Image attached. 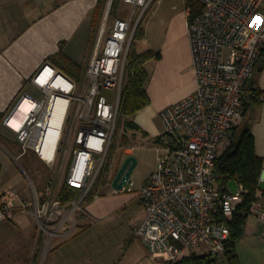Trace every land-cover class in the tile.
Segmentation results:
<instances>
[{
  "label": "built area",
  "instance_id": "1",
  "mask_svg": "<svg viewBox=\"0 0 264 264\" xmlns=\"http://www.w3.org/2000/svg\"><path fill=\"white\" fill-rule=\"evenodd\" d=\"M122 1L133 6L131 17L108 24L107 1L80 79L43 65L31 79L41 98L22 93L4 118L22 150L32 149L51 176L41 193L19 206L14 190L0 191V221L12 220L18 211L29 213L46 248L71 236L84 218L83 202L112 147L137 24L133 14L151 0ZM199 2L201 9L187 18L196 88L160 111L156 167L135 191L145 211L136 233L148 253L167 264L194 254H224L229 222L247 192L237 177L234 190L221 182L215 165L223 140L242 117L245 87L264 50V0ZM26 99L31 106L22 113ZM255 202L250 214L264 224V209Z\"/></svg>",
  "mask_w": 264,
  "mask_h": 264
},
{
  "label": "crops",
  "instance_id": "2",
  "mask_svg": "<svg viewBox=\"0 0 264 264\" xmlns=\"http://www.w3.org/2000/svg\"><path fill=\"white\" fill-rule=\"evenodd\" d=\"M189 1L180 0L175 4L166 0H151L141 26L140 38L146 45L138 52L134 51L137 54L146 50L159 53V57L153 55L142 64L148 73L145 85L148 103L128 116L132 124L129 127L135 131V138L152 143L157 157L160 147L156 138L163 131L160 111L191 94L196 88L187 30L188 13L191 12ZM103 3L104 0H0V191L14 190L17 194L15 206L45 189L50 170L32 149L22 150L16 133L5 125L4 118L22 93L35 95L36 91L41 92L31 79L43 65L57 68L77 80L84 75L93 34L102 16L100 9ZM252 86L258 93V101L255 104L248 103L247 110L235 125L250 124L255 153L262 159L255 205L264 209V65L255 73ZM249 93L248 90L247 97ZM122 136H126L123 141ZM121 137L118 150L122 154V162L127 155H137L135 146L128 145L130 135L122 133ZM123 142H127L126 145H122ZM45 170L47 176L43 173ZM231 179L235 180L229 178L227 184ZM126 190L118 193L112 189L106 190L86 203L84 222L81 224L90 225L87 231L110 223L117 210L125 207L120 195ZM144 217L143 207L139 208L135 228ZM9 221L25 234L27 244H30L29 258L31 250L36 248L34 244H38L34 218L29 213L18 211ZM68 241L54 246L45 264L119 262L111 263L108 251L105 252L106 260H99L101 252L97 249L101 244H69ZM234 250V264H264V224L256 214L247 216L243 233L236 240ZM222 256L226 257L225 254ZM126 264H135V261Z\"/></svg>",
  "mask_w": 264,
  "mask_h": 264
},
{
  "label": "rangeland",
  "instance_id": "3",
  "mask_svg": "<svg viewBox=\"0 0 264 264\" xmlns=\"http://www.w3.org/2000/svg\"><path fill=\"white\" fill-rule=\"evenodd\" d=\"M107 1L108 0H104V3L101 6V15H103V12L106 9ZM179 1L180 0H166L168 3L175 4H178ZM132 10L133 6L130 4L124 3L123 1L120 2V0H111L108 24H110L116 17L129 19L132 15ZM146 11H143L140 7H136L133 14V25L137 23L136 28L138 25L141 28L146 16ZM136 28L129 53L134 51L138 52L146 45L143 39L136 35ZM126 73L124 85L130 74L129 67H127ZM34 94L36 98H41L42 96V93L39 91H36ZM102 94L106 95L108 98L111 95L110 91L106 89L102 90ZM122 133L130 135V141L128 145L135 146V153L137 155L136 157L138 163L130 176V182L126 183L125 188L127 190L120 195V198L123 201L122 204H124L125 207L123 206L124 208L120 209L119 211L117 210L113 216V219L111 220L112 222L110 221L108 224H101V226L99 225L98 227L87 231L90 225L81 224V222H84L82 219L71 236L64 240L58 241L55 244H52L49 248H46L45 244L38 242L37 231L38 244H34L36 248L31 250V254L29 258H27L30 244H27L25 234L23 231H21V228L19 229L16 224L9 220L0 221V264H45L51 255V249L61 242L64 244L70 239L72 240L68 241L69 244H101V247L97 249L98 252H101V257L99 260L103 259L105 261V252L108 251V256L111 255L109 258L111 263L112 261L119 260V264H126L128 262L133 263L134 261L135 264H167L160 258L155 260L151 258L136 233V219L139 208L142 207L138 197H136L135 191L139 189L143 182L149 177L152 169L156 165L157 152L152 143L148 141H141L138 138H135V131H132L128 126L127 116L120 115L118 118L112 147L105 162L103 171L100 178L98 179L97 184L91 192V197L83 202V207L85 209L86 203L91 198L96 197L98 194L110 189L113 191L114 188L111 186V178L113 179L119 165L121 164L122 154L119 152L118 147L120 145V137ZM123 138H126V136L121 137L122 141ZM228 141L229 137L223 140L219 149V154L227 146ZM126 143L127 142H123L122 145H126ZM43 173L47 176L46 170ZM235 184V180L231 179L228 185L231 189H234ZM129 188L132 189L131 192L128 190ZM119 192L122 191L120 190ZM115 245L117 246L116 249L114 248ZM222 255L217 256L216 264H234L232 261L227 259V256L225 257ZM111 258H113V260H111Z\"/></svg>",
  "mask_w": 264,
  "mask_h": 264
},
{
  "label": "trees",
  "instance_id": "4",
  "mask_svg": "<svg viewBox=\"0 0 264 264\" xmlns=\"http://www.w3.org/2000/svg\"><path fill=\"white\" fill-rule=\"evenodd\" d=\"M188 7L191 14L195 15L201 9V4L199 0H190ZM141 34L142 31L138 25L136 35L141 36ZM153 55L159 57V53H153L151 50L139 54L135 52L128 54L127 67H129L130 74L121 92L119 116H131L148 103L145 92L148 73L142 64ZM263 65L264 50L257 60L254 75L261 70ZM252 79L247 83L243 94L242 116L248 108V103L255 104L258 101V93L252 86ZM248 90L250 93L247 97L246 92ZM128 126H132L130 121H128ZM261 171L262 159L255 153L250 124L246 122L242 125H235L229 135L228 144L220 152L215 165V172L221 182L237 177L247 189L242 202L238 204L234 211L233 219L229 222L230 235L225 245L224 254L230 261L236 258L235 242L241 237L246 218L250 214V207L257 200ZM216 259L217 256L213 254H194L174 264H216Z\"/></svg>",
  "mask_w": 264,
  "mask_h": 264
},
{
  "label": "water",
  "instance_id": "5",
  "mask_svg": "<svg viewBox=\"0 0 264 264\" xmlns=\"http://www.w3.org/2000/svg\"><path fill=\"white\" fill-rule=\"evenodd\" d=\"M137 162L135 155L130 154L125 156L111 181V186L114 189L121 190L126 183L130 182V176Z\"/></svg>",
  "mask_w": 264,
  "mask_h": 264
},
{
  "label": "bare ground",
  "instance_id": "6",
  "mask_svg": "<svg viewBox=\"0 0 264 264\" xmlns=\"http://www.w3.org/2000/svg\"><path fill=\"white\" fill-rule=\"evenodd\" d=\"M21 109L23 110L22 113H26L30 106H31V102L29 100H23L22 103H21ZM10 123L13 125V126H18L19 125V122L16 118H11L10 119Z\"/></svg>",
  "mask_w": 264,
  "mask_h": 264
}]
</instances>
